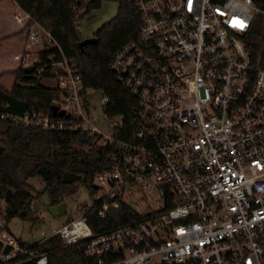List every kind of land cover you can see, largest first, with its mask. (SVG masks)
<instances>
[{"label": "built area", "instance_id": "built-area-1", "mask_svg": "<svg viewBox=\"0 0 264 264\" xmlns=\"http://www.w3.org/2000/svg\"><path fill=\"white\" fill-rule=\"evenodd\" d=\"M129 1L139 39L109 62L145 110L129 135L118 136L121 121L99 128L72 61L62 55L49 68L42 63L40 51L59 46L39 23L26 32L35 60L28 62V52L15 56L21 67L54 74V105L63 114L1 118L80 130L113 149L109 167L94 177L90 205L53 234L64 245L83 241L84 255L97 264H264V46L243 38L264 11L253 0ZM120 204L136 216L94 233L86 211L93 207L104 219ZM0 244V264H48L46 251L7 231L4 215Z\"/></svg>", "mask_w": 264, "mask_h": 264}, {"label": "trees", "instance_id": "trees-1", "mask_svg": "<svg viewBox=\"0 0 264 264\" xmlns=\"http://www.w3.org/2000/svg\"><path fill=\"white\" fill-rule=\"evenodd\" d=\"M28 14L27 26L36 22L48 30L56 46L39 53L43 64L61 61L62 55L78 68L86 88L99 90L107 97L104 113L111 119L121 117L122 129L118 136L132 133L144 107L130 95L115 78L109 68L113 54L126 42L139 39L137 7L129 0H116L115 15L93 32V41L82 37L78 22L92 9L100 6V0H13ZM264 11V0H253ZM243 38L251 47L264 46V13L255 14L250 29ZM54 57V59L51 58ZM14 76L10 88L0 84V113L24 114L40 111L52 115V105L59 99L55 86H45L41 78H53L52 72H26L24 67L0 73V79ZM112 147L99 145L93 136L80 130H49L22 125L0 117V200H4L6 222L23 210L31 215L34 196L27 189L28 179L40 176L45 186L37 196L46 192L49 205L62 202L85 187L91 196L95 175L109 167ZM65 173L76 176L63 180ZM12 192L6 197L7 191ZM36 197V196H35ZM87 223L94 233L114 228L136 216L128 206L120 204L111 208L104 219L91 207L86 213ZM23 246L37 247L47 252L48 264H97L96 258L84 255V242L64 245L58 235L52 234L40 242L28 243L18 239ZM0 244V252H1ZM185 264H196L187 262Z\"/></svg>", "mask_w": 264, "mask_h": 264}, {"label": "rangeland", "instance_id": "rangeland-1", "mask_svg": "<svg viewBox=\"0 0 264 264\" xmlns=\"http://www.w3.org/2000/svg\"><path fill=\"white\" fill-rule=\"evenodd\" d=\"M116 10V0H100V6L96 9H92L78 22V28L82 37L90 38L94 31L115 15ZM27 52V54H29L28 62L35 60L37 57L36 50L34 51L30 49ZM19 66H22L21 61H19ZM3 71L7 70L4 69ZM3 71L1 70L0 73ZM13 82L14 76L11 75L0 79V84L7 88H10ZM41 83L45 86L51 87L56 84V80L53 78H41ZM88 101L90 103L92 114L98 118L97 124L103 132H107L110 121H121L120 116L109 119L103 112V97L99 90L89 88ZM28 183L29 186L27 189L34 196L31 203V214L32 216H35L36 219H26L25 217L18 215L10 219L7 223V231L11 235L28 243H33L42 237L52 235L62 224L78 216L82 207H88L91 203L86 188L81 187L77 193L68 196L63 200L66 205L65 211L62 214L53 215L47 208L49 206V197L47 193L44 192L40 196H37L38 192L42 191L45 186L44 180L36 175L30 177ZM151 203H153L152 200ZM4 205V200H0V216L4 215Z\"/></svg>", "mask_w": 264, "mask_h": 264}, {"label": "crops", "instance_id": "crops-1", "mask_svg": "<svg viewBox=\"0 0 264 264\" xmlns=\"http://www.w3.org/2000/svg\"><path fill=\"white\" fill-rule=\"evenodd\" d=\"M27 22L26 13L13 0L0 1V71L17 68L15 56L30 50Z\"/></svg>", "mask_w": 264, "mask_h": 264}, {"label": "water", "instance_id": "water-1", "mask_svg": "<svg viewBox=\"0 0 264 264\" xmlns=\"http://www.w3.org/2000/svg\"><path fill=\"white\" fill-rule=\"evenodd\" d=\"M87 40L90 42V41H93L94 38L90 37ZM33 69H34V66H32V65L25 67V71L26 72H30ZM51 114H52V116H55V115H59L60 116V115L63 114V111L62 110H58L57 106L53 104L52 105ZM75 178H76V176H74L72 173H65L63 175V180H73ZM92 187L94 189L97 188L96 185H93ZM11 194H12V192L10 190H8L7 194H6V197L11 196ZM47 208L53 215H57V214H62L65 211L66 205H65V202L62 201V202H60L58 204H55V205H49ZM19 215L25 217L26 219H31V215L29 213H26L25 210L21 211L19 213Z\"/></svg>", "mask_w": 264, "mask_h": 264}]
</instances>
